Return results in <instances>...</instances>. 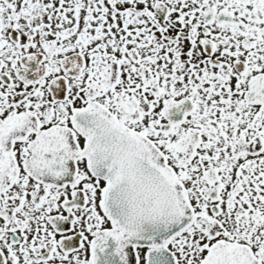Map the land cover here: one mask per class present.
<instances>
[{"label": "snow or ice", "instance_id": "snow-or-ice-1", "mask_svg": "<svg viewBox=\"0 0 264 264\" xmlns=\"http://www.w3.org/2000/svg\"><path fill=\"white\" fill-rule=\"evenodd\" d=\"M0 264H264V0H0Z\"/></svg>", "mask_w": 264, "mask_h": 264}]
</instances>
